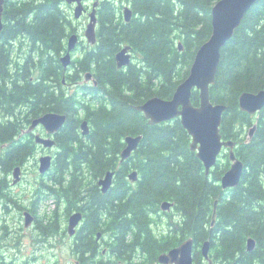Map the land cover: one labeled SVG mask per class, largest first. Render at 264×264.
Instances as JSON below:
<instances>
[{
  "label": "trees",
  "instance_id": "trees-1",
  "mask_svg": "<svg viewBox=\"0 0 264 264\" xmlns=\"http://www.w3.org/2000/svg\"><path fill=\"white\" fill-rule=\"evenodd\" d=\"M217 1L103 0L97 13V43L83 53L75 52L78 56L67 69L61 56L76 28L65 3H5L2 33H12L11 39L21 35L28 39L23 49L31 57L19 72H29L32 80L26 97L30 110L13 111L15 119L0 124V143L16 138L14 149L1 161L9 171L37 150L35 136L18 139L24 127L20 116L32 123L47 112L67 115L55 136L52 167L46 175L39 174L32 207L26 208L45 233L62 228L64 235L63 219L82 211L84 218L72 246V254L82 264H159L161 253L190 237L197 263L205 262L201 247L210 240L213 264H264V108L257 117L239 106L243 91L264 89V0L252 6L222 48L216 82L210 87L212 101L228 105L221 125L223 138L236 141V154L245 163L237 187L223 189L220 183L231 164L227 150L206 175L180 118L152 125L135 109L153 96L173 97L198 49L212 34V9ZM124 4L134 13L128 22L122 14ZM125 45L132 47L133 62L119 68L115 56ZM3 57L1 53L0 72L7 65ZM88 71L97 83L84 82L70 92L64 81H82ZM192 101L200 104L196 89ZM84 120L90 124L85 136L81 132ZM255 122L257 130L248 140L246 132ZM128 135L143 138L138 149L121 162ZM24 142L28 149L23 150ZM110 170L115 171L114 181L103 192L98 182ZM133 170L139 173L135 182L129 179ZM49 197L56 200V208L39 214V204ZM165 201L174 203L171 211H162ZM250 237L257 241L253 251L247 249ZM136 246L141 250L133 251Z\"/></svg>",
  "mask_w": 264,
  "mask_h": 264
},
{
  "label": "water",
  "instance_id": "water-1",
  "mask_svg": "<svg viewBox=\"0 0 264 264\" xmlns=\"http://www.w3.org/2000/svg\"><path fill=\"white\" fill-rule=\"evenodd\" d=\"M64 3L75 5L74 17L80 19L83 15H89V22L85 29V37L90 45L98 41V8L100 0H95L92 10L88 12L87 0H62ZM260 0H218L212 9V34L209 39L198 49L194 62L190 68L188 76L179 83L171 99H163L153 96L144 103L136 105L135 109L144 113L149 124L155 125L162 122L180 118L183 127L191 136V150L196 152L197 157L203 162L206 175H210L212 168L218 162L222 153L227 150L230 159V167L222 175L220 183L223 189L237 187L245 170V163L235 151L237 145L234 140H226L221 133L223 115L228 109L225 103H215L212 101L210 87L215 84L218 69L221 64V50L225 44L234 36L236 29L241 25L246 13ZM4 0H0V33L4 29L3 21ZM133 10L130 6L124 9V19L126 22L133 18ZM80 36L77 32L68 37L67 50L61 56V62L67 69L72 62V52L77 48ZM182 49V42H179ZM116 62L119 68L127 67L133 62L131 45H125L116 53ZM85 81L97 83L93 72L85 74ZM200 93V104L195 105L192 101L194 90ZM240 109L250 114H257L264 108V89L259 91H243L239 96ZM67 120V115L58 112H47L33 119L28 130L34 131L38 126H43L47 136L36 133L35 141L44 148H53L57 145L56 134L60 131ZM257 123L249 129L248 140L252 139ZM82 135L90 132V124L87 120L81 123ZM143 135H128L125 138L126 146L120 154V161L127 160L132 153L138 149ZM54 157L51 154L42 155L39 159V172L46 175L51 169ZM21 166L14 169V183L21 180ZM115 171L110 170L105 176L99 179V185L103 192H107L113 184ZM129 179L135 182L139 179L137 170L129 174ZM218 200L214 203V214L212 224L216 221V209ZM173 202L165 201L161 205L162 211H171ZM25 225L31 226L34 216L26 211ZM84 216L82 211L73 212L68 219V234L74 236L77 228L82 223ZM101 232L98 233L100 238ZM257 247L255 238L250 237L247 241L248 251H253ZM211 242L206 240L201 251L208 264L213 263L210 257ZM159 264H205L197 263L194 260V238L190 237L179 246L163 252L158 257Z\"/></svg>",
  "mask_w": 264,
  "mask_h": 264
},
{
  "label": "flooded vegetation",
  "instance_id": "flooded-vegetation-1",
  "mask_svg": "<svg viewBox=\"0 0 264 264\" xmlns=\"http://www.w3.org/2000/svg\"><path fill=\"white\" fill-rule=\"evenodd\" d=\"M10 1V0H9ZM7 0H4V9H3V21L5 23V3ZM93 2V1H92ZM101 2V0H100ZM127 4H124L122 13H124V9L126 8ZM75 6V5H71ZM87 10L91 11L92 6L88 3H86ZM3 31V30H2ZM12 33L3 34L0 33V54L3 53L4 57L3 59L6 60L7 65L4 67V71L0 72V124L5 123V121L12 122L11 120L15 119V113L14 112H22L26 110H30V99H27L26 97L29 96V90H30V82L32 80V76L29 72L22 73L19 72L20 65L24 67L26 62H29L27 60L28 57H31L30 54L25 53L24 46L29 43L28 39L21 35L17 38H12ZM82 41V38L81 40ZM72 64V62H71ZM71 66V65H70ZM69 66V67H70ZM90 83L95 84L93 81L86 82L85 76L84 81H79L76 83H71L69 81H64L65 86H72L78 88V86L82 83ZM24 87V88H23ZM70 91V90H69ZM70 91V92H74ZM18 98V99H16ZM1 112H8L7 116L1 115ZM259 115V113H257ZM257 115V117H258ZM18 121L24 126L21 128V132L19 134L18 139H22L23 137L30 139V137L34 136L36 133H40L43 136H47V133L43 126H38L34 129V131H29L28 128L31 124L28 123L27 117H19ZM7 134V133H6ZM14 137V136H13ZM14 139L11 141H2L0 143V185L3 188L2 193L0 194V264H15V255H11V251L15 249V245L20 246L21 248H24L28 245L24 239H22V236L24 235L21 232H18L17 230L23 229H41L40 224L38 222V219L36 216H34V222L31 226L27 227L25 225V216L24 213L28 210L26 208L24 211H22L21 216L19 218H16L14 216V211L16 210V207H18L17 203H23L22 201L26 202V199L29 197L28 195H25L24 199H19L18 196H21L18 194V196L15 194V188L18 187L21 183L25 181V175H26V163L28 160H30L31 157H29L23 164H19L21 166V180L18 183H14V169L18 165H12L11 169L8 171L4 164L2 163L1 159L8 153V151H12L14 149ZM27 143H22L23 150L24 148H29V145H26ZM37 144V143H36ZM57 146V145H56ZM55 146V148H56ZM40 148L41 151L39 152L40 157L42 155L51 154L55 158L54 147L53 148H44L42 145L37 144V149ZM1 186H0V192H1ZM19 208V207H18ZM29 211V210H28ZM30 212V211H29ZM13 215V216H12ZM84 216V215H83ZM21 223L24 224V227L21 226ZM17 224L18 229H17ZM81 224L77 228V232L74 236H72L73 241L76 240L78 230L80 228ZM63 231L62 228L57 231H51L50 238H55V240H51L50 238L44 237H35L33 238L34 241L37 244H42L44 241L49 242L50 247H57L58 243L61 241ZM132 234V233H131ZM129 234L130 237L132 235ZM138 237V234H136ZM19 237L18 241H15L16 237ZM140 237V236H139ZM107 247L104 248L103 252H106ZM141 246H136L133 251H140ZM77 264H82L80 260H76Z\"/></svg>",
  "mask_w": 264,
  "mask_h": 264
},
{
  "label": "rangeland",
  "instance_id": "rangeland-1",
  "mask_svg": "<svg viewBox=\"0 0 264 264\" xmlns=\"http://www.w3.org/2000/svg\"><path fill=\"white\" fill-rule=\"evenodd\" d=\"M87 1L92 6L95 0H87ZM64 7L71 14V17L73 19V26L76 28V32L79 34L80 40L82 38V41H79L77 48L72 53V56H73L72 61H74L75 58L78 56V55L76 56L75 52L83 53L84 52L83 49L90 46V44L87 42V39L85 37V29H86L87 23L89 22V15L85 14L80 19H76L74 17V7L67 3L64 4ZM82 81H84V78L82 79ZM77 89L78 88L76 87L68 86V90L70 91L77 90ZM255 115L257 116L258 114H255ZM248 133L249 131L247 130L246 134ZM56 148L53 149L54 153L57 150ZM40 151L41 149L38 148L34 156H32L30 160H28V162L26 163L25 181L15 188V194L17 196L18 194L21 195V196H18L19 199H24L22 197H24L25 195L29 196L26 199V202L22 201L23 203H17L19 208L16 207V210L14 211V216L16 218H19L21 216L22 211H24L26 207H29V208L32 207L31 200L34 198L33 196V192L35 189L34 183H36V179L39 178V174H40L39 172V159H40L39 152ZM56 206H57L56 200H54L53 197H49L43 200L41 204H39V208L37 211L41 215L51 213L54 210V208H56ZM68 219L69 217L67 218V220H66V217L63 219L65 223L64 226H66L65 227L66 229L68 226ZM18 226L19 225L17 224V229H18ZM21 226L24 227V224L21 223ZM155 227H156V230H158L160 229L161 225L155 226V223H154V228ZM163 228L165 229L167 228V226L164 225ZM17 231L24 234L22 236V239H24L26 243H28V245L21 249H20V246L15 245V249L10 252L12 256L15 255V260H16L15 264H77L76 260H78V258L72 254L73 238L69 236L68 230H67L66 235L62 233L61 235L62 239L58 243L57 247L56 246L50 247L49 246L50 244L47 241L46 242L44 241L42 244H37L34 241L33 239L35 237L34 235H36V237L46 236L45 238L47 239L50 238L51 234H48L47 232L45 233L42 229H38V230L26 229L25 230V228H23ZM19 237L20 236L15 238L16 242L18 241ZM50 239L53 241L55 240V238H52V237ZM104 248H105V245L103 247V250ZM204 263L208 264V261L205 260Z\"/></svg>",
  "mask_w": 264,
  "mask_h": 264
}]
</instances>
